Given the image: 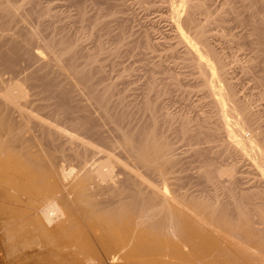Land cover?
Here are the masks:
<instances>
[{
    "label": "bare ground",
    "instance_id": "bare-ground-1",
    "mask_svg": "<svg viewBox=\"0 0 264 264\" xmlns=\"http://www.w3.org/2000/svg\"><path fill=\"white\" fill-rule=\"evenodd\" d=\"M203 4L204 0L174 3L177 27L186 25L193 34L191 39L184 28L181 39L201 67L205 86L220 107L223 124L216 128L227 133L229 144H237L241 152L252 155L264 178V146L256 144L264 136L260 130L256 136L254 130L250 133L255 117L247 103L237 101L231 86L224 83L216 89L214 85L225 81L223 64L217 55L212 59L208 27L192 17L194 9ZM16 12L15 0H0V58L7 61L11 57L13 61L19 55L21 62L29 57L23 56L27 47L35 60V45L27 44L37 38L38 31L23 38L16 32L8 33L4 25ZM39 47L48 58L22 80L5 79L6 61L0 62L1 263L17 264L20 260L22 264L26 254H32L39 257V264H61L58 254L63 252L97 253L102 241L99 234L104 237L106 233L115 242L113 249L106 247L107 252L100 246L108 254L126 256L140 248L143 251L150 246L147 240L151 236H160L161 252L173 253L179 263L264 264V187L253 185L248 191L231 193L226 202L193 195L185 201L187 195H176L167 188L166 174L175 165L170 143L160 139L154 128L126 126L116 112L114 115V109L101 105L105 101L101 90L100 95L93 88L87 92L79 78L74 83L71 78L79 68L66 63V57L75 51L66 42L42 41ZM11 64L5 68L11 69ZM67 81L77 93L69 89L72 86ZM30 96L36 101L31 107ZM73 103L81 108L69 106ZM198 168V178L200 175L205 183L226 182L224 187L228 188L239 182L233 164L214 166L205 160ZM150 173L158 175L162 186L148 179ZM95 233L97 239L93 238Z\"/></svg>",
    "mask_w": 264,
    "mask_h": 264
},
{
    "label": "rangeland",
    "instance_id": "rangeland-1",
    "mask_svg": "<svg viewBox=\"0 0 264 264\" xmlns=\"http://www.w3.org/2000/svg\"><path fill=\"white\" fill-rule=\"evenodd\" d=\"M15 1L17 12L7 17L4 25L8 33L16 32L17 36L23 38L31 34V31H38L37 38L34 37L27 44L35 45L36 59L34 60V53L27 51L26 47L23 56L29 57H23L25 61L21 59L19 62V55L14 56L13 61L11 57L8 58L13 66L11 71L7 69V64L11 62L0 58L1 65L6 63L4 64L7 68L2 66L5 72L8 71L4 74L5 79L22 80L31 69L37 68L48 58L46 51L39 47L40 42H66L72 52L75 49L70 58L66 57V63H72L80 69L77 70L76 76L72 72L75 78L71 79H75L74 83L79 78L78 83L83 88L87 87V92L93 88V92L100 95L101 90L100 96L105 99L101 105L114 109V115L116 112L117 119L119 117V121L126 126H131L132 129L136 126L139 129L146 127L147 130L154 128L153 131L156 130L160 139L170 143L175 165L166 177L168 176L167 188L171 192L179 196L187 195L185 201H189V196L193 195L215 197L226 202L230 200L231 193L248 191L253 185L264 187V178L260 176L252 155L241 152V149L236 147L237 144L233 147V143H228L230 139L227 133L216 128L223 124L220 119L221 110L211 89L205 86L201 67L194 62L181 39L186 25L179 24L177 27L172 12L176 0ZM263 1L204 0L205 4L194 9L192 17L198 20V24L203 23L205 28L208 27V44L214 49L212 59L217 55L224 66L222 69L225 81L214 84L216 89H221L224 83L231 86L237 101L247 103L248 110L255 117L256 121L250 126V133L254 130L253 134L258 135L260 130L264 136ZM210 17L213 21L208 23ZM258 23H261L260 26ZM185 29L184 34L191 33L189 37L193 39L191 30ZM15 63L19 65V70ZM69 81L68 86L72 83ZM72 84V87L68 88L77 93ZM80 98L82 103H87L85 97ZM28 99L29 107L36 103L33 96ZM72 105L69 106L81 108L80 105ZM90 111L92 112V109ZM83 113L86 115L85 110ZM106 123L110 126L108 121ZM247 133L250 134L249 131ZM254 135L251 136L254 138ZM256 140L255 138V143ZM263 142L264 140L256 144L263 148ZM205 160L214 166L233 164L235 175L239 178L238 184L227 188L224 187L226 182L223 185H212L205 183L200 175L198 178V167ZM148 179L153 184L162 186L157 174H148ZM174 204L176 205L175 202ZM103 234L104 237L101 236L102 233L99 234V239L103 242L96 240L98 254L87 252L76 255L63 252L58 254L61 256L60 263L189 264L183 260L179 263L173 253L171 256L165 255V251L161 252L163 243L161 242V245L160 236V239L158 236H151L150 241H147L152 246L147 245L148 248L143 251L140 248L126 256H121L120 253L108 254L106 247L113 249L115 242L111 241L106 233ZM87 237L92 239L91 235ZM154 237L157 238L153 240ZM93 238L97 239L98 234L95 233ZM100 246L104 247L106 252L102 251ZM20 263L18 260L17 264ZM0 264L3 262L0 261ZM22 264H39V257L26 254Z\"/></svg>",
    "mask_w": 264,
    "mask_h": 264
}]
</instances>
